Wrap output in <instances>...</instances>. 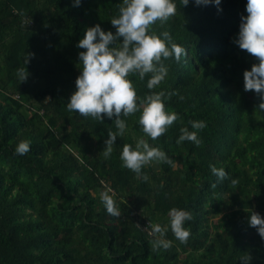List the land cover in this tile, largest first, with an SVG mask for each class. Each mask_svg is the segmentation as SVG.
I'll use <instances>...</instances> for the list:
<instances>
[{"label": "trees", "instance_id": "16d2710c", "mask_svg": "<svg viewBox=\"0 0 264 264\" xmlns=\"http://www.w3.org/2000/svg\"><path fill=\"white\" fill-rule=\"evenodd\" d=\"M121 3L0 0V264H264V237L249 222L252 211L264 214V109L244 88V70L258 57L234 42L247 0H177L175 16L156 22L154 30L169 31L187 55L166 60L156 89L148 76L129 75L140 97L172 92L166 104L181 115L155 140L139 111L123 117L127 127L106 157L115 117L66 105L83 66L79 39L95 23L115 31ZM21 66L29 69L23 81ZM193 119L207 122L202 142H177ZM141 137L172 158L144 165L148 180L121 159L123 145ZM22 139L32 141L23 155L15 151ZM212 165L229 176L218 180ZM106 187L116 193L118 216L100 198ZM172 207L192 211L191 235L181 242L169 225L172 246L154 249L149 228L169 224ZM247 253L250 261L241 259Z\"/></svg>", "mask_w": 264, "mask_h": 264}, {"label": "clouds", "instance_id": "9594fccd", "mask_svg": "<svg viewBox=\"0 0 264 264\" xmlns=\"http://www.w3.org/2000/svg\"><path fill=\"white\" fill-rule=\"evenodd\" d=\"M74 2L78 5L81 0ZM190 2L191 0H182L183 5ZM195 2L220 5V0ZM176 12L177 0H122L119 15L111 18V23L116 26L115 31L105 30L100 23H95L86 28L85 34L78 41V47L85 49L78 53L83 66L76 78V89L70 95L66 106L69 110L100 120H104L105 115L115 117L118 132L110 131L105 140L106 157L112 153L117 136H123L127 127V121L123 117L139 111V123L143 131L155 140L166 133L169 126L181 115L166 104L172 92L160 88L146 97H140L129 75L138 73L141 80L148 76L147 87L156 89L168 75L169 65L166 60L174 57L176 61H180L182 56L187 55V49L177 43L169 31L157 32L153 28L157 21L163 24L175 16ZM234 42L258 57V62L244 70V88L255 90L261 97L259 107L264 109V0H247L246 14H241ZM31 55L34 53L27 52V63ZM17 73L20 81H23L27 79L29 69L21 66ZM190 123L191 128L183 126L180 129L177 142L191 140L200 144L202 141L199 130L206 127L207 122L204 119H193ZM31 143L30 139H22L15 151L26 154L30 151ZM121 159L126 167L145 180L149 176L143 172V167L148 162L155 160L172 163V158L163 148L151 144L143 137L134 145L125 143ZM212 171L218 180L229 176V172L222 166L212 165ZM232 183H238L237 179L233 177ZM115 195L110 187L100 192L107 212L118 216L120 209ZM192 218V211L172 207L169 224H151L149 235L153 237L152 247L159 249L172 246L173 241L167 238L169 225L178 240L187 242L191 229L186 226V221ZM249 222L264 237V214L252 211ZM251 258L249 253L241 256L244 261H250Z\"/></svg>", "mask_w": 264, "mask_h": 264}, {"label": "built area", "instance_id": "2783aa9c", "mask_svg": "<svg viewBox=\"0 0 264 264\" xmlns=\"http://www.w3.org/2000/svg\"><path fill=\"white\" fill-rule=\"evenodd\" d=\"M147 229V228H146Z\"/></svg>", "mask_w": 264, "mask_h": 264}]
</instances>
